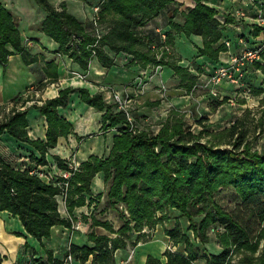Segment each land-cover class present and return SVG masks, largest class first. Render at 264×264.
I'll return each instance as SVG.
<instances>
[{
    "label": "trees",
    "instance_id": "1",
    "mask_svg": "<svg viewBox=\"0 0 264 264\" xmlns=\"http://www.w3.org/2000/svg\"><path fill=\"white\" fill-rule=\"evenodd\" d=\"M36 1L47 11L42 29L59 43L61 53L69 55L83 68H88L93 56L103 65L111 66L114 56L110 51H125L133 55V63L143 67L169 65L187 90L195 85L197 75L179 64L176 53L164 49L158 56V50L151 46V37L139 29L174 0H100L98 21L112 22L111 28L101 35L87 30L67 10L65 1L60 6L49 0ZM216 13V8L202 0H197L184 14L183 23L175 21L173 13L169 16L171 29L167 31L166 43L173 44L175 32L200 34L204 44L199 46V52L218 60L224 46H216L222 36ZM260 30L264 26H255V32ZM249 46L258 48L261 57L250 63L264 67L261 64L264 47ZM14 50L30 61L13 14L0 0V62L4 66ZM74 91L89 105L103 110V127H117L118 133L107 156L90 155L70 178L68 209L71 211L74 206L85 203V193H92L93 178L101 171L109 182L107 200L111 207L118 209L124 224L116 236L91 231L89 239L93 243L71 244L68 254L81 261L93 254V264H116L115 250L126 247L128 240L135 244L141 238L139 235L136 241L131 240L133 228L141 231L146 225L164 223L170 219V210L177 209L179 213L174 216L173 224L165 230L173 245L184 243L185 252L166 249V260L148 254L144 264H195L198 258L206 259L207 264H264V246L259 248L264 239V153L252 149L250 136L258 127L259 131L263 128L262 118H256L253 110L247 109L229 126L215 130L208 128V118L196 117L201 128L195 131L185 113L173 107L156 131L135 126L134 119L131 122L124 110L107 102L102 92L66 86L58 95L36 105L47 120L46 140L32 139L28 134V109L19 106L29 99L24 95L15 97L9 110L6 109L9 104L0 106V139L3 133H8L36 146L42 154L39 162L46 163L48 149L57 144L59 136L72 132V123L61 115L59 108L68 104ZM54 158L63 170L69 168L59 155ZM33 169L36 168L14 167L0 155V210L18 215L26 231L42 240L50 236L53 225H70L71 221L59 210L57 196L61 195L62 186L56 180L47 181L32 173ZM225 186L234 187L242 199L233 208L215 198V193ZM183 217L189 221L187 229L183 226ZM97 223L112 228L107 222L98 220ZM216 225L223 227L217 233L221 245L218 252L206 247L210 241L209 228ZM189 229L193 230V237ZM52 261L60 263L57 259Z\"/></svg>",
    "mask_w": 264,
    "mask_h": 264
},
{
    "label": "crops",
    "instance_id": "2",
    "mask_svg": "<svg viewBox=\"0 0 264 264\" xmlns=\"http://www.w3.org/2000/svg\"><path fill=\"white\" fill-rule=\"evenodd\" d=\"M1 1L13 14L30 61H26L21 52L14 50L6 66L0 62V106L12 104L15 97L19 95L29 97L26 103L19 106L28 109L27 131L32 139L46 140L47 120L36 105L41 104L47 98L58 95L59 90L66 86L85 87L91 93L102 92L104 99L109 103L114 101V92L136 90L139 88L137 84L142 82L144 94L153 95L150 99L165 100L163 96L169 94L167 99L170 98L174 104V101L185 98L178 99L170 92L164 91L167 90V83L177 77L174 69L169 65L148 64L143 67L133 63V55L128 52L110 51L114 56V63L111 66L103 65L97 56H93L88 68H83L69 55L61 53L59 43L42 29L47 11L36 0ZM49 1L55 6H60L61 2L65 1L67 10L95 35L106 33L112 26L110 20L96 23L93 19L95 14L93 5L99 4L100 0ZM202 1L216 8V16L221 21L222 36L216 46L223 44L224 47L219 52L218 60H213L209 55L199 52V46L204 44L200 34L187 35L184 31L175 32L173 44L166 43L167 31L171 29L169 16L175 13L174 20L183 23L184 14L190 11L197 0H174L167 9L150 19L145 25L140 26L139 29L141 33L151 37V46L158 50V54H161L164 49L170 52L173 50L179 57V64L189 66L191 71L197 75V88L203 89L201 95H192V97L205 109L209 107L215 109L223 104L216 100L221 96L215 95H233L236 87L226 84L222 79L212 80L216 67L229 62L231 57L239 53L245 45L264 47V30L255 32V26H264L258 21V16L264 13V0ZM263 62L261 64H264ZM245 70L242 87L247 93L248 100L260 94L264 95L263 65H256V62L247 63ZM136 91L142 93L138 89ZM187 96L189 97V94ZM146 99L148 98L141 94L137 95L133 107H138L139 113H150L154 121L159 119L156 122L159 125L154 128L157 131L167 117L166 106L164 101H161L159 106L161 108L165 106L164 110H160L158 106H154L151 110L146 109L147 106L141 107L140 105ZM205 100L209 102L204 106ZM244 105L245 103L241 105L237 114L234 113L227 119L226 123L223 121L216 125L213 124L215 127L212 129L229 126L246 109ZM59 111L72 123V132L59 136L57 144L48 149L46 163L39 162L42 154L36 146L20 141L8 133H3L0 139L2 158L18 168L41 167L61 172L63 168L59 166L54 155H59L68 166L74 162L81 166L82 162L92 154L99 156L109 154L118 129L110 126L103 127V110L89 105L81 99L78 91H74L70 94L68 104L61 106ZM208 116L207 111L203 110L197 117L208 118ZM146 118L140 119L144 121ZM209 120L210 118L207 119V123ZM91 188L92 193H85V203L74 206L71 211L68 209L67 201L61 195L57 196L59 210L62 216L71 221V224L53 225L50 236L43 237L42 240L26 231L18 215H13L8 210H0V264H31L33 261L44 264H93V254L86 261L73 256L69 259L68 252L71 244H92L93 242L89 239L91 231L116 236L124 220L118 209L111 207L107 200L109 182L105 181L103 172L96 173ZM98 220L107 222L112 228L104 223H97ZM158 231L159 223L153 227L146 225L141 231L133 228L131 240L136 241L139 235L141 238L135 244H131L128 240L126 247L117 248L114 252L115 263L144 264L148 254L157 255L152 250L155 240L144 239V237H149L151 234L158 235ZM165 236L167 242L172 243L170 236L168 234ZM53 259L59 260L60 263H54ZM198 259H201L200 264H207L206 259Z\"/></svg>",
    "mask_w": 264,
    "mask_h": 264
},
{
    "label": "rangeland",
    "instance_id": "3",
    "mask_svg": "<svg viewBox=\"0 0 264 264\" xmlns=\"http://www.w3.org/2000/svg\"><path fill=\"white\" fill-rule=\"evenodd\" d=\"M170 51V50H168ZM158 56H161V54H158ZM228 63V62H227ZM183 66H187L189 68L188 65H183ZM190 69V68H189ZM231 69H233V67H231ZM191 70V69H190ZM245 72L246 70H244V76L243 78H239V80L237 81H232L229 78H223L222 80H225V83L231 86H236L234 88V93L233 95H215V96H221V98L216 99L219 102H223L222 105H220L218 108L216 107L215 109L209 107L207 109H205L203 106H201V104H198L197 100L195 98L192 97V95L196 96V95H201L203 92V89L201 88H197V85L195 83V85L192 87L191 90H187V88L183 87L180 85V76L175 72V75L177 77H174V80L169 81V83H167V90H164L166 93L170 92L172 94L173 97L175 98H181V97H185L184 99H180V101H174L175 103L172 104V100L169 98L167 99V97L169 96V94L164 95V99H150V94H144V92L142 91L144 89V84L142 83H138L137 85H139V88H136V90L138 89L141 92H137L136 90L133 89H128L127 91H117L119 92L122 96L127 97L130 96L131 98L128 100L129 102V106L130 109L132 111L133 117H134V124L137 127L143 128V126L145 127H149L151 129L157 128V126L159 125L158 123H156L157 121H159V119H157L156 121H154L152 119V117L150 116V113H139L140 111L138 110V107H133L134 106V100L137 97V95L144 96L146 99V101H142L140 103L141 107L142 106H147L146 109L151 110L154 106H158L160 107V110H164L163 108H165L166 106V114L168 116V114L170 113L171 108H177L179 110H181L182 112L185 113V117L187 119V122L189 124H191L192 128H194L195 131H198L201 128V125H199L198 123H196V117L200 114V112H203V110L207 111V113L209 114L208 118H210L208 124V128L212 129L213 127H215L214 125H216L218 122H223L226 123L227 119H229L230 116H232L234 113H236L238 110H240V107L242 104L245 103L244 106H246V109L244 111H242L239 115L241 116L247 109H251L253 110L252 113L256 116V118L259 119H263V128H261V130L259 131V127L257 128V131H252L251 132V141H252V149H257L258 151H260L261 153H264V95L260 94L257 95L255 98H251L250 100H248V96L246 95L247 93L245 92L244 87H242L243 82H244V78H245ZM214 74V73H213ZM236 74V72H235ZM197 82V81H196ZM141 85V86H140ZM259 89V88H258ZM138 93V94H137ZM187 94H189V97L187 96ZM251 95H253V92H251ZM263 97H260L262 96ZM230 98V99H229ZM114 99V96H113ZM115 100V99H114ZM176 100V99H175ZM161 101H164V107L161 108L160 103ZM215 101V99L213 100ZM212 101V102H213ZM166 102V103H165ZM209 101H204L203 105H207ZM112 104H116L117 103L115 101L112 102ZM239 104V105H238ZM118 107V105H117ZM203 107V108H202ZM157 109V108H155ZM159 109V108H158ZM148 114V115H147ZM237 114V113H236ZM138 116V117H137ZM145 118L147 117L144 121L140 118ZM139 118V120H138ZM167 118V117H166ZM137 119V120H136ZM166 119H164L162 121V123L165 121ZM214 124V125H213ZM162 125V124H161ZM161 127V126H160ZM104 128H107L104 126ZM223 129V128H221ZM215 130H220V129H215ZM209 137V135L204 136V139ZM215 198L216 200L221 203L222 205L229 207V208H233L235 207L239 202H241V197L238 194V192L236 191V189L232 186H225L222 187L218 192L215 193ZM244 209V208H243ZM179 211L177 209H171L170 213H169V220H167L164 223L159 222V231H158V235L154 234V235H150L145 236L146 238H150L155 240V246L153 247V251L155 253H157L156 256L161 257L163 260H166V255L164 254V252L166 251V249H175L177 251L180 252H185V245L184 243H180L178 245H173L171 242H167L166 240V230L165 227L166 226H171L173 224V219L174 216L176 214H178ZM123 219V218H122ZM197 219H200V216L197 217ZM182 223L185 229H187L188 225H189V221L186 217L182 218ZM223 227L216 225L214 227H210L209 228V235H210V241L206 244V247L211 250V251H215L218 252L217 250L221 249V245L219 243V239H218V235L217 233L222 231ZM189 233L191 234V236L193 237V230H188ZM199 244H201V242H199ZM264 244V239H261V243H260V247L259 248H263ZM201 246H203V244H201ZM236 256V254L234 255ZM201 259H198L195 261V264H200ZM43 263V262H41Z\"/></svg>",
    "mask_w": 264,
    "mask_h": 264
},
{
    "label": "built area",
    "instance_id": "4",
    "mask_svg": "<svg viewBox=\"0 0 264 264\" xmlns=\"http://www.w3.org/2000/svg\"><path fill=\"white\" fill-rule=\"evenodd\" d=\"M94 16L93 19L97 23L100 15V5H93ZM258 21L261 24H264V13L258 16ZM260 50L256 47L245 45V47L237 54H234L228 63H224L216 67L214 74H212V80L220 81L223 78L230 79L232 81H237L239 78H243L244 76V66L247 63L256 61L260 59ZM233 67V69H231ZM236 72V74H235ZM131 97L122 96L119 92H114V101L117 103L118 108L124 110L127 113L128 119L133 122V114L129 106V99ZM11 104L6 108L10 109ZM2 114H0L1 116ZM80 165L77 162H74L69 166L68 169H62L61 172H55L52 169L45 168H36L31 172L38 174L40 177L44 178L47 181L56 180L62 186L61 196L66 200L68 189L70 186V178L72 175L79 169ZM68 258L72 259V255L68 254ZM31 264H44L38 261H33Z\"/></svg>",
    "mask_w": 264,
    "mask_h": 264
}]
</instances>
